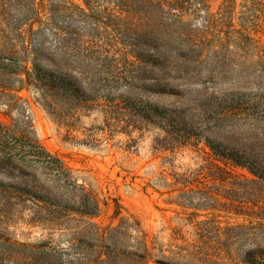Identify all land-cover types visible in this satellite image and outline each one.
Listing matches in <instances>:
<instances>
[{"label":"trees","instance_id":"trees-1","mask_svg":"<svg viewBox=\"0 0 264 264\" xmlns=\"http://www.w3.org/2000/svg\"><path fill=\"white\" fill-rule=\"evenodd\" d=\"M4 30L16 32L20 42L0 43V61L12 74H24L43 107L63 121L78 109L98 107L107 120L112 116L132 124L141 119L166 131L161 120H183L186 112L182 108L179 115H168L165 100L177 107L194 105L198 114L214 113L219 119L264 104L234 93L193 99L196 88H191L203 82L201 76L232 61L231 54L255 55L264 74V0H0ZM149 90L160 96V103L141 99ZM176 134L172 140L180 143L190 138L187 131ZM203 139L214 161L246 166L264 181V158L231 151L225 136L222 141ZM260 198L254 203L258 210L247 213L257 221L244 225L251 241L247 264H264ZM99 211L96 197L58 155L0 121V264H25L15 254L30 244L12 238L9 223L15 219L47 235L73 238L141 231L137 221L127 219L100 226L89 219ZM141 249L146 251V245Z\"/></svg>","mask_w":264,"mask_h":264},{"label":"rangeland","instance_id":"rangeland-1","mask_svg":"<svg viewBox=\"0 0 264 264\" xmlns=\"http://www.w3.org/2000/svg\"><path fill=\"white\" fill-rule=\"evenodd\" d=\"M76 26L82 29L81 24ZM19 42L16 32L0 31L1 44ZM231 59L213 74L201 76V84L193 83V99L234 93L264 101V74L256 56L231 54ZM3 64L0 61V121L17 135L34 137L73 170L100 204L91 221L105 226L127 219L137 221L141 228L117 236L73 238L60 232L47 235L40 227L15 219L9 223L12 238L30 244L15 254L18 261L247 264L245 250L251 241L244 225L257 221L247 213L258 210L254 203L264 196V181L246 166L214 161L203 135L218 141L225 136L231 151L264 158V104L246 106L219 119L214 113L198 114L194 105L177 107L165 100L168 115H179L182 108L186 112L183 120H161L166 121L162 123L166 131L141 119L132 124L112 116L107 120L98 107L78 109L63 121L43 107L37 90L23 81L24 74H12ZM141 99L160 103V96L151 90ZM183 131L190 134L189 140H172ZM143 244L146 251L141 249Z\"/></svg>","mask_w":264,"mask_h":264}]
</instances>
